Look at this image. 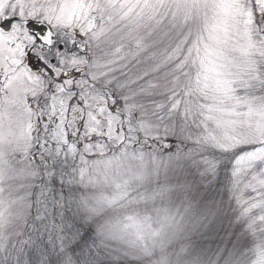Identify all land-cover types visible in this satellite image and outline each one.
Returning a JSON list of instances; mask_svg holds the SVG:
<instances>
[{
    "label": "snow or ice",
    "instance_id": "6c2138e0",
    "mask_svg": "<svg viewBox=\"0 0 264 264\" xmlns=\"http://www.w3.org/2000/svg\"><path fill=\"white\" fill-rule=\"evenodd\" d=\"M0 264H264V0H0Z\"/></svg>",
    "mask_w": 264,
    "mask_h": 264
}]
</instances>
